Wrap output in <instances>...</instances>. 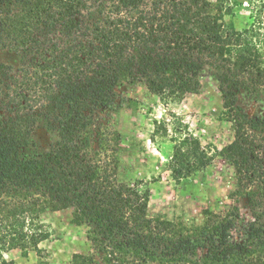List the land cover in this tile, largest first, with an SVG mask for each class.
<instances>
[{
    "label": "trees",
    "instance_id": "16d2710c",
    "mask_svg": "<svg viewBox=\"0 0 264 264\" xmlns=\"http://www.w3.org/2000/svg\"><path fill=\"white\" fill-rule=\"evenodd\" d=\"M239 7L252 18L241 29ZM0 49L20 56L17 67L0 62V264H18L4 256L16 248L49 264L39 246L50 236L41 217L63 208L88 226L106 264L188 263L200 252L197 264H264V118L238 105L241 89L264 87V0H0ZM206 66L216 71L234 131L218 152L254 219L232 209L187 230L149 215L150 189L120 168L122 135L109 157L106 139L95 149L94 127L100 111L115 107L124 79L182 99L200 91ZM39 128L51 135L47 148L36 141ZM212 161L198 138L186 136L173 152L172 177L198 174ZM72 261L94 264L82 253Z\"/></svg>",
    "mask_w": 264,
    "mask_h": 264
},
{
    "label": "rangeland",
    "instance_id": "374dc122",
    "mask_svg": "<svg viewBox=\"0 0 264 264\" xmlns=\"http://www.w3.org/2000/svg\"><path fill=\"white\" fill-rule=\"evenodd\" d=\"M95 4L96 10H100L98 3ZM245 5L248 6L247 1ZM251 22L249 10L237 8L238 28ZM0 62L17 67L20 56L13 50L0 49ZM200 79V91L182 99L161 98L143 83L129 84L124 79L116 87L115 107L100 111L94 127L95 149L102 151L100 145L105 139V145L110 147L105 149L107 155H100L112 156L113 139L117 132L122 135L124 141L120 142L118 150L120 168L127 180L140 178L150 189L149 215L162 214L187 230L204 226L210 217H226L232 209H236L245 221L254 219L246 195L236 194L232 168L218 152L234 139L232 124L224 117L229 103L222 98L216 71L212 67L206 66ZM126 99L130 101H123ZM238 105L250 117L264 118V87L253 91L241 89ZM186 136L198 138L213 161L204 171L176 180L172 177L170 164L176 146ZM35 138L41 148H47L51 141L50 133L43 128L36 130ZM72 213V208H63L48 210L41 217L50 231L49 238L39 245L45 250L48 263L72 264L74 254L82 253L92 256L94 264H106L104 254L88 239V226L73 223ZM236 224L232 232L235 238H240L243 229L239 222ZM4 256L18 264L38 263L35 251L24 256L16 248ZM200 256L201 252L188 263L171 264H197Z\"/></svg>",
    "mask_w": 264,
    "mask_h": 264
}]
</instances>
